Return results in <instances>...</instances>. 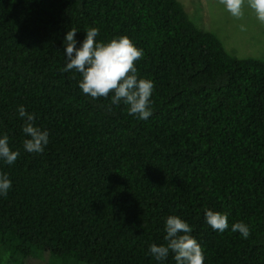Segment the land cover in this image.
<instances>
[{
  "label": "trees",
  "instance_id": "1",
  "mask_svg": "<svg viewBox=\"0 0 264 264\" xmlns=\"http://www.w3.org/2000/svg\"><path fill=\"white\" fill-rule=\"evenodd\" d=\"M128 37L153 82L151 116L129 115L113 94L93 99L64 71L77 48ZM48 132L42 153L18 108ZM0 264H175L156 261L167 217L186 222L204 264H264V60L229 54L178 0H0ZM227 214L219 232L205 211ZM250 229L244 238L231 226Z\"/></svg>",
  "mask_w": 264,
  "mask_h": 264
},
{
  "label": "clouds",
  "instance_id": "2",
  "mask_svg": "<svg viewBox=\"0 0 264 264\" xmlns=\"http://www.w3.org/2000/svg\"><path fill=\"white\" fill-rule=\"evenodd\" d=\"M230 15L237 19L244 18V8L247 4L256 19L264 25V0H219ZM242 31L246 30L243 24ZM76 29H70L64 38V54L66 66L64 71L75 69L81 74L79 88L83 94L93 99L100 97L111 98L112 104L121 101L128 106L129 115L141 120H147L152 112L150 97L154 88L153 82L138 78L135 62L142 59V50L136 48L126 36L113 38L107 43L96 41L98 29L90 28L77 48ZM21 118L25 119L23 132L30 137L25 139L23 146L29 153H42L48 144V132L34 126L33 114L25 111L23 106L18 108ZM19 152L12 151L8 144V136L0 138V159L12 165L18 158ZM11 188L7 175L0 174V195H6ZM205 220L212 229L224 232L228 229L227 214L212 210L205 211ZM233 232H239L244 238L250 235V229L242 222L231 226ZM165 244L155 243L149 246V254L158 262L173 254L175 264H204V254L197 240L189 235L192 228L178 216H169L164 225Z\"/></svg>",
  "mask_w": 264,
  "mask_h": 264
},
{
  "label": "rangeland",
  "instance_id": "3",
  "mask_svg": "<svg viewBox=\"0 0 264 264\" xmlns=\"http://www.w3.org/2000/svg\"><path fill=\"white\" fill-rule=\"evenodd\" d=\"M189 19L199 28L213 33L225 50L238 58L264 60V25L253 11L244 8V18H233L219 0H178ZM245 26L244 31L240 25Z\"/></svg>",
  "mask_w": 264,
  "mask_h": 264
}]
</instances>
